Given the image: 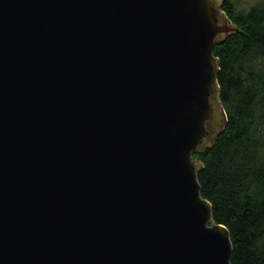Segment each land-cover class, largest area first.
Returning <instances> with one entry per match:
<instances>
[{"label": "water", "instance_id": "water-1", "mask_svg": "<svg viewBox=\"0 0 264 264\" xmlns=\"http://www.w3.org/2000/svg\"><path fill=\"white\" fill-rule=\"evenodd\" d=\"M225 1L0 0V264H232L195 157Z\"/></svg>", "mask_w": 264, "mask_h": 264}, {"label": "trees", "instance_id": "trees-1", "mask_svg": "<svg viewBox=\"0 0 264 264\" xmlns=\"http://www.w3.org/2000/svg\"><path fill=\"white\" fill-rule=\"evenodd\" d=\"M237 32L214 48L220 99L228 115L214 145L195 155L202 195L233 244L232 264H264V0L246 10L226 0Z\"/></svg>", "mask_w": 264, "mask_h": 264}, {"label": "rangeland", "instance_id": "rangeland-1", "mask_svg": "<svg viewBox=\"0 0 264 264\" xmlns=\"http://www.w3.org/2000/svg\"><path fill=\"white\" fill-rule=\"evenodd\" d=\"M236 3L237 7L241 10L249 9L250 7L257 5V3L262 2L263 0H233Z\"/></svg>", "mask_w": 264, "mask_h": 264}, {"label": "flooded vegetation", "instance_id": "flooded-vegetation-1", "mask_svg": "<svg viewBox=\"0 0 264 264\" xmlns=\"http://www.w3.org/2000/svg\"><path fill=\"white\" fill-rule=\"evenodd\" d=\"M221 111H222V108L221 106L218 104V105H215V114L217 115L218 118H221Z\"/></svg>", "mask_w": 264, "mask_h": 264}]
</instances>
